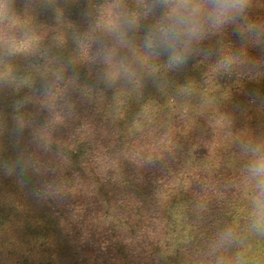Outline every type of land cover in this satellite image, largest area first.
Wrapping results in <instances>:
<instances>
[{
    "label": "trees",
    "instance_id": "1",
    "mask_svg": "<svg viewBox=\"0 0 264 264\" xmlns=\"http://www.w3.org/2000/svg\"><path fill=\"white\" fill-rule=\"evenodd\" d=\"M150 3L11 0L0 32L20 50L0 45V264H264L241 148L264 143V0L178 68L143 47L160 13ZM228 227L234 242L214 253Z\"/></svg>",
    "mask_w": 264,
    "mask_h": 264
},
{
    "label": "clouds",
    "instance_id": "2",
    "mask_svg": "<svg viewBox=\"0 0 264 264\" xmlns=\"http://www.w3.org/2000/svg\"><path fill=\"white\" fill-rule=\"evenodd\" d=\"M251 0H151L148 11L160 10L156 23L144 38L143 47L155 55H165L169 68L184 65L195 48L208 35L234 25L246 17ZM127 27L138 24L135 13L124 17ZM11 14V0H0V25L14 23ZM125 33L116 31L117 40H123ZM0 45L6 47L9 54L18 51L16 37L0 32ZM105 63L110 62L111 53H101ZM231 63L226 59L225 64ZM123 73L129 80L134 73L122 62ZM242 151L248 156L243 168L242 182L248 190L249 227L252 231L264 235V143H245ZM234 230L230 227L218 233L210 247L214 253L231 245L235 240ZM216 264H226L222 255L217 256ZM236 264H240L237 257Z\"/></svg>",
    "mask_w": 264,
    "mask_h": 264
},
{
    "label": "rangeland",
    "instance_id": "3",
    "mask_svg": "<svg viewBox=\"0 0 264 264\" xmlns=\"http://www.w3.org/2000/svg\"><path fill=\"white\" fill-rule=\"evenodd\" d=\"M18 49L20 50V48L18 47ZM20 57H22L23 59H25V57H24V55L23 54H21V53H18V55L16 56V58H15V60H17V58H20ZM14 98L13 97H11L10 98V100H13Z\"/></svg>",
    "mask_w": 264,
    "mask_h": 264
}]
</instances>
